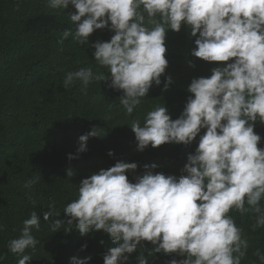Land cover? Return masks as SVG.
Segmentation results:
<instances>
[{
	"label": "clouds",
	"instance_id": "obj_1",
	"mask_svg": "<svg viewBox=\"0 0 264 264\" xmlns=\"http://www.w3.org/2000/svg\"><path fill=\"white\" fill-rule=\"evenodd\" d=\"M51 9L71 5L73 31L65 30L58 43L70 35L74 43L89 45L96 30L114 32L107 42L91 45L94 60L108 74H94L81 68L65 74V89L77 82L87 89L94 80L110 79L109 87L122 90L119 102L126 114L133 113L141 98L168 66L165 39L168 30L179 32L182 24L196 37L190 55L205 62H220L208 77L193 78L187 88L183 111L172 119L165 106L147 112L143 124L133 120L137 149L165 143L192 144L199 135L194 153L187 156L182 175L154 172L156 164L144 165L142 175L130 182L127 172L137 169L135 162L118 161L82 179L78 196L63 212L68 225L81 235L102 230L116 247L103 255V264H119L141 242H150L156 253H175L181 260L169 264H241L248 244L242 229L229 215L254 214L252 230L264 227V147L254 131L256 122L264 125V0H47ZM191 66V62H190ZM165 77L162 91L172 84ZM204 133L200 135L201 130ZM93 126L79 136L75 159L86 152L90 137L100 136ZM109 156L113 155L110 150ZM71 169L67 176H73ZM40 180L33 176L24 187L30 189ZM247 205V207H246ZM55 202L43 212V219L59 216ZM40 220L33 211L23 221L21 235L9 240L7 249L23 254L35 249L39 241L32 230ZM65 224L52 220L51 231ZM3 226L0 225V228ZM70 230L67 229L66 231ZM86 245L81 246V250ZM264 264V253L254 252ZM4 257L0 256V260ZM30 255H22L18 264H29ZM139 264H146L138 257ZM90 257L70 258V264H88Z\"/></svg>",
	"mask_w": 264,
	"mask_h": 264
},
{
	"label": "trees",
	"instance_id": "obj_2",
	"mask_svg": "<svg viewBox=\"0 0 264 264\" xmlns=\"http://www.w3.org/2000/svg\"><path fill=\"white\" fill-rule=\"evenodd\" d=\"M74 11L71 5L51 9L47 0H0V41L3 42L0 46V225L3 226L0 228V256L4 257L0 264H18L22 255L31 256L29 264H70L72 257H90L88 264H103V255L110 247L118 245L102 230L81 235L75 221L73 225L67 224L68 217L63 212L65 205L77 198L82 179L118 161L137 164L134 172L126 173L133 183L136 176L143 174V166L151 164L157 165L154 172L160 173L162 169L165 175L179 177L187 163L183 159L185 150L188 149V156L197 147L199 135L190 145H170L171 151L166 149L169 143L156 148L149 145L139 151L130 128L133 120H139L142 125L147 112L157 106H165L173 120L178 118L191 95L187 88L192 71L196 78L208 77L211 69L219 66L220 62H205L190 55L196 37H192L190 29L183 24L179 32L167 31L168 66L160 77L161 84H153L130 115L119 102L122 90L110 88L107 77L94 80L87 89H82L77 82L68 89H52L49 97L37 96L44 93L43 84L50 77L61 75L64 78L69 71L91 68L94 74H108V70L94 60L91 47L97 41L110 40L114 32L107 27L94 31L88 37L89 45L74 43L71 35L62 44L58 43L65 30H74L69 18ZM168 76L173 82L167 91H162ZM93 126L100 129L101 135L90 137L86 152L69 160V154L76 155L79 136ZM204 131L202 129L201 133ZM254 131L261 136L258 147H264V125L256 122ZM45 149L51 152L52 176L46 175L45 163L41 161ZM110 150L112 156L108 155ZM69 169L74 173L71 177L67 176ZM33 176H39V182L30 189L25 188L26 180ZM53 201L54 211L60 215L45 221L42 213ZM33 211L37 212L41 223L39 230H32L39 243L34 250L27 249L23 254L9 252V240L21 235L23 221L30 218ZM229 215L242 229V238L248 244L247 256L241 264H261L254 252L260 249L264 253V238L249 232L252 224L248 213L233 209ZM55 219L65 224L52 235L55 250L44 255L42 236L51 231V222ZM82 245H86L83 250ZM154 247L142 241L133 253L125 254L127 260L121 259L119 264H139L141 256L146 264H169L172 259L185 258L175 253H156Z\"/></svg>",
	"mask_w": 264,
	"mask_h": 264
},
{
	"label": "rangeland",
	"instance_id": "obj_3",
	"mask_svg": "<svg viewBox=\"0 0 264 264\" xmlns=\"http://www.w3.org/2000/svg\"><path fill=\"white\" fill-rule=\"evenodd\" d=\"M1 45H3L2 41H0V46ZM190 77H191L190 78L191 80L193 78H196L194 76L193 71H192V74L190 75ZM62 81H63V77L61 75L50 77V79H48L47 82L45 84H43V86L45 87L44 88V93L38 94L37 96H40V95L46 96L47 95L49 97V95L51 94L52 89L63 88ZM34 94H36V93H34ZM183 108H184V105H183ZM203 133L204 132H202L201 135ZM170 145L174 146V143H169V144L166 145L167 151H171ZM187 151H188V149L185 150V157L183 158L185 161H187ZM50 154H51V152L46 150V149L42 151V159H41V161H44V163H45L46 175L47 176H52V168H51L52 161H51ZM163 172L164 171L161 169L160 173H163ZM262 204H264V202H262ZM247 213H248V216H249V222L253 225L255 223L254 214H252L250 212H247ZM252 225L249 228V232L252 233L253 236H257V237L263 236V238H264V227H258L255 230H252ZM57 232H59V231H57ZM57 232L48 231L47 233L43 234V236H42L43 242H42L41 250L44 252V255L46 253L50 252V251H54L55 250L54 246L52 244V239H53L52 235L55 236ZM161 254H163V253L161 252ZM151 255H153L154 258L156 257L154 254H151ZM151 264H153V262H151Z\"/></svg>",
	"mask_w": 264,
	"mask_h": 264
}]
</instances>
